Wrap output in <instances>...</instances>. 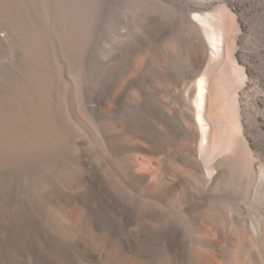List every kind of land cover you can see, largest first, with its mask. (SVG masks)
Instances as JSON below:
<instances>
[{
	"label": "bare ground",
	"instance_id": "6f19581e",
	"mask_svg": "<svg viewBox=\"0 0 264 264\" xmlns=\"http://www.w3.org/2000/svg\"><path fill=\"white\" fill-rule=\"evenodd\" d=\"M214 1L161 0L168 11L148 8L129 30L106 0L109 44L94 66L75 34L49 28L42 0H0V46H15L6 23L13 15L23 58L0 70V264H264V196L255 219L246 198V185L264 177V157L248 152L264 144L246 124L244 154L204 165L212 123L202 109L206 85L195 77L206 58L220 55L218 32L205 38L199 28ZM226 3L244 26L263 25L264 36V0ZM163 34L172 38L162 48L165 63L146 59L140 68L147 37ZM80 65L88 83L75 80ZM152 71L170 111L144 90ZM170 84L185 92L172 94ZM257 101L264 107V92ZM173 161L189 174L177 173ZM143 163L161 169L159 185L133 171Z\"/></svg>",
	"mask_w": 264,
	"mask_h": 264
},
{
	"label": "rangeland",
	"instance_id": "374dc122",
	"mask_svg": "<svg viewBox=\"0 0 264 264\" xmlns=\"http://www.w3.org/2000/svg\"><path fill=\"white\" fill-rule=\"evenodd\" d=\"M118 1L119 2H117V0H112V12L115 14L118 11L117 13L124 23H128L127 28L132 30L135 29L137 27L136 25L140 22H143L145 12L148 8L152 10L157 8L166 10L164 7H167L164 2H159L161 0L143 1V4L149 6H146V8L140 7V0ZM44 2L46 3V7ZM42 3L43 4L40 5V11H44L43 16H46V22L48 21L49 28L54 30V27L58 25V28H61V30L75 34L80 42L81 51L84 49L82 52L86 53L87 60L90 59L88 62L95 66L103 57V50L109 44L105 36V28H107L108 25V22H106L108 21L105 8L106 0H42ZM76 5H78V7ZM212 6L213 7L204 11L207 21L205 25H201L199 28L205 38V34L209 32L212 33L214 30L218 32L220 55L216 59L206 58L203 62L204 68H202L195 77L198 78L200 75L201 78H203L202 81L204 80V86L206 85L202 109L206 115L208 114L207 116L212 123L208 129L206 139L203 141V147L207 152L204 165L207 167L216 156L233 155L238 151L243 154L246 152L244 141V127L246 124L254 130L253 136H256L262 144H264V128L261 127L258 121V118L264 119V107L259 105L257 101V97L264 92V55H262L260 51L262 48L261 44H264L262 41V39L264 40V36L260 32L263 25L257 27L253 26L251 28H248V25L244 26L239 13L229 6L226 0H215ZM40 11L38 9L35 10L36 16L37 14L38 16L41 15ZM6 23L7 25H12V35L15 37L16 42L15 46L14 43H8V46L7 44L0 46V70L1 68H5L6 65L20 67V64L23 62L22 56L21 58L19 56L17 58V51H15L17 47L19 48L17 37H19L22 24L15 20L13 15L6 17ZM203 26H205L206 32L202 28ZM79 31L80 34H78ZM169 36V34H163L162 36L147 37L146 44L136 60L140 68L143 67L146 59L161 64L165 63L162 48L164 46H171L170 43H172V38ZM239 36H241V38H239ZM50 40L51 42L56 41L54 38ZM172 46H174L173 48L175 51L180 52L181 55L186 51V46H179L178 44ZM11 47H13V49H11ZM251 55H255V58L252 59ZM174 66L175 64L169 67V73L173 76L176 74V66ZM249 69L253 70L252 75L248 71ZM74 75L75 80L78 79L85 83H88L90 80L81 65ZM148 80V86L144 90L158 97L163 109L165 111H170V102H168L167 94L161 89L159 76L152 71L148 75ZM248 82L250 85L246 86ZM170 91L172 94H183L185 88L181 90L178 85L175 86V84H170ZM193 98L194 96L190 97V101ZM178 108L176 107L174 109L179 110ZM147 117L153 119L151 115ZM158 125L162 129L165 128V125L160 122ZM178 142L182 151H184L188 141L181 138ZM251 152L252 153L248 152L249 157L251 156L250 158H263L264 145L261 150ZM143 164L136 165L133 171H135V173L146 174L147 178L149 177V182H151L153 186L159 185L161 180V169L159 167L149 168L147 164ZM172 164L177 173L186 176L189 174L188 168L184 167L179 162L173 161ZM144 166L148 167L145 168ZM262 176L263 175L258 176L257 179H255L256 181L246 185L247 200L250 197L248 200V203H250L248 207H250L251 219L256 218V215L252 212L254 210H259V204L263 202L264 177L262 178ZM181 184L182 183L178 184L173 191H178L185 185V183ZM144 185L145 184H142V186ZM186 186L191 185L186 184ZM198 224H200V226L202 225L204 228L209 226L208 222L203 219L200 220ZM125 264L133 263L127 260Z\"/></svg>",
	"mask_w": 264,
	"mask_h": 264
},
{
	"label": "water",
	"instance_id": "95a60500",
	"mask_svg": "<svg viewBox=\"0 0 264 264\" xmlns=\"http://www.w3.org/2000/svg\"><path fill=\"white\" fill-rule=\"evenodd\" d=\"M203 65H204V64H202V65L200 66L201 69L203 68Z\"/></svg>",
	"mask_w": 264,
	"mask_h": 264
}]
</instances>
